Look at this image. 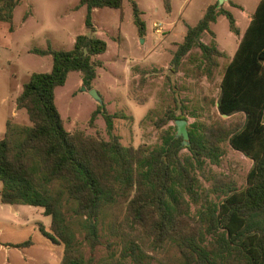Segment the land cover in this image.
I'll return each instance as SVG.
<instances>
[{
    "label": "trees",
    "instance_id": "obj_1",
    "mask_svg": "<svg viewBox=\"0 0 264 264\" xmlns=\"http://www.w3.org/2000/svg\"><path fill=\"white\" fill-rule=\"evenodd\" d=\"M123 1L78 0L86 7L85 32L76 36L72 49L31 50L51 57L52 68L31 74L16 99L29 124L8 121L0 137V202L42 208L51 223L39 230L63 246L60 264H264V0H259L243 34L218 2L187 28L170 71L184 70L197 81L205 76L213 82L224 56L214 42H202L212 23L226 17L240 41L221 69L216 98L206 101L209 110L215 108L210 123L201 120L202 100L188 105L173 98L174 105L153 121L159 136L152 148L123 145L114 133V119L131 117L110 114L103 104L90 124L102 115L109 139L69 132L55 102L56 89L71 73L80 74L86 90L93 88L107 51L93 12L122 11ZM128 1L143 38V12L135 0ZM19 3L0 0V22L12 25ZM164 8L171 11L169 0ZM189 117L195 121L187 127L189 144L183 146L182 138L175 137L176 127L162 128ZM225 145L252 161L242 188L231 176L205 173L206 165H221ZM183 150L189 154L182 155ZM31 245L30 240L7 244Z\"/></svg>",
    "mask_w": 264,
    "mask_h": 264
},
{
    "label": "rangeland",
    "instance_id": "obj_2",
    "mask_svg": "<svg viewBox=\"0 0 264 264\" xmlns=\"http://www.w3.org/2000/svg\"><path fill=\"white\" fill-rule=\"evenodd\" d=\"M143 12L146 35L140 37L133 22L131 4L123 1L121 10L96 9L93 23L99 37L107 43V51L101 56L104 67L92 86L110 113H123L127 118L114 119V133L125 146L145 145L152 148L158 142L159 131L153 121L169 105L173 98L188 105L202 100L205 112L201 118L210 123L215 108L207 107V99L216 98L221 69L231 60L238 47V37L230 32L229 22L220 16L202 36L205 44L215 43L224 52L213 82L204 76L197 81L184 70L170 71L173 55L183 41L187 28L197 24L208 6L218 0H169L171 11L166 12L164 0H135ZM259 0H230L222 7L236 20L240 33L248 24L243 16H252ZM86 7L78 0H20L14 9L12 25L0 22V137L5 133L8 121L28 125L25 110H18L16 99L23 84L33 73L50 72L52 59L31 53L32 49L70 50L77 35L85 32ZM154 24L156 27H154ZM10 26L13 31H10ZM144 81L141 82L142 73ZM83 87L79 73H71L66 84L55 91L56 106L67 131H84L88 135L99 134L106 140V123L98 115L90 124L98 105ZM188 88V89H187ZM149 111H154L148 113ZM223 118V117H222ZM228 119V118H223ZM233 120L228 119V121ZM195 121L187 118V127ZM176 127L170 121L162 129ZM174 132L173 130H171ZM226 154L220 166L206 165L205 173L231 176L239 188L245 185L251 161L241 153L225 145ZM182 155H188L183 150ZM200 175V174H199ZM205 186L210 182L204 180ZM2 183L0 182V193ZM51 218L42 208L6 205L0 202V264H60L63 246L53 244L39 230L40 225L49 226ZM30 240L31 246L13 247Z\"/></svg>",
    "mask_w": 264,
    "mask_h": 264
},
{
    "label": "water",
    "instance_id": "obj_3",
    "mask_svg": "<svg viewBox=\"0 0 264 264\" xmlns=\"http://www.w3.org/2000/svg\"><path fill=\"white\" fill-rule=\"evenodd\" d=\"M227 1L228 0H218V5L222 6ZM81 91H86V88L82 87ZM87 92L100 105L102 104L101 98L99 97L98 93L94 89L87 90ZM222 117L227 118L228 116L223 115ZM187 124H188V122L185 119H178L175 121V126H176L175 137L176 138H182V145L183 146H188V144H189V133L187 130Z\"/></svg>",
    "mask_w": 264,
    "mask_h": 264
},
{
    "label": "crops",
    "instance_id": "obj_4",
    "mask_svg": "<svg viewBox=\"0 0 264 264\" xmlns=\"http://www.w3.org/2000/svg\"><path fill=\"white\" fill-rule=\"evenodd\" d=\"M242 13H243V16L247 19V22H248V24H249V22H250V20H251V16H248V15H245V13L242 11ZM236 21V20H235ZM248 24H247V26H248ZM237 25V24H236ZM247 26H246V28H247ZM239 28V27H238ZM241 34H243V33H241ZM238 37V36H237ZM239 41H240V37H238V43H239ZM228 118V117H227ZM251 161V160H250ZM251 166H252V161H251ZM45 227H48V226H45Z\"/></svg>",
    "mask_w": 264,
    "mask_h": 264
},
{
    "label": "built area",
    "instance_id": "obj_5",
    "mask_svg": "<svg viewBox=\"0 0 264 264\" xmlns=\"http://www.w3.org/2000/svg\"><path fill=\"white\" fill-rule=\"evenodd\" d=\"M154 27H156V25L154 24Z\"/></svg>",
    "mask_w": 264,
    "mask_h": 264
}]
</instances>
